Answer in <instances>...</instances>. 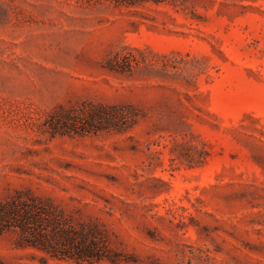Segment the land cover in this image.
I'll list each match as a JSON object with an SVG mask.
<instances>
[{"label":"rangeland","instance_id":"374dc122","mask_svg":"<svg viewBox=\"0 0 264 264\" xmlns=\"http://www.w3.org/2000/svg\"><path fill=\"white\" fill-rule=\"evenodd\" d=\"M192 11L0 0V202L49 199L115 261H59L7 232L0 264H264V0ZM87 103L121 108L124 130L82 133L69 113L77 132L52 133Z\"/></svg>","mask_w":264,"mask_h":264},{"label":"trees","instance_id":"16d2710c","mask_svg":"<svg viewBox=\"0 0 264 264\" xmlns=\"http://www.w3.org/2000/svg\"><path fill=\"white\" fill-rule=\"evenodd\" d=\"M114 6L138 7L148 3L153 5H168L183 12H193L198 0H107ZM128 61L127 66L130 67ZM108 71H123L117 60H108L104 66ZM74 110L59 108L51 125L52 133L63 135L76 129L67 127L71 120L69 113L83 116L80 132L122 131L119 122L127 121L126 115L117 106L102 104H83ZM76 122V121H74ZM77 123L73 124L72 127ZM7 232L17 233L15 240L19 248H32L56 260H70L76 263H93L109 261V248L100 231L94 223L74 222L46 198L28 191H15L8 199L0 202V235Z\"/></svg>","mask_w":264,"mask_h":264}]
</instances>
